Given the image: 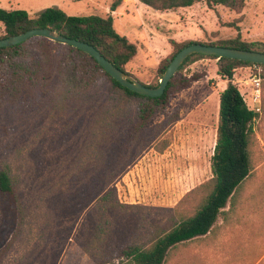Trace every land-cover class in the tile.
<instances>
[{
	"label": "rangeland",
	"instance_id": "374dc122",
	"mask_svg": "<svg viewBox=\"0 0 264 264\" xmlns=\"http://www.w3.org/2000/svg\"><path fill=\"white\" fill-rule=\"evenodd\" d=\"M112 1L0 0V7L24 9L31 17L47 7L72 15L110 14L115 30L137 47L124 70L144 84L157 78L159 62L172 52L170 39H229L236 36L238 27L243 41L264 42V0H245L239 13L222 5L208 6L204 0L165 11L137 0H121L112 11ZM196 72L203 76L173 93L166 110L154 119L160 121L178 110L179 119L162 135L166 147L161 152L155 146L145 149L114 183L120 202L139 206L126 216L135 218L129 223L136 220L133 235L146 240L170 217L191 214L210 189L202 185L212 177L217 99L227 80L217 74V59H197L183 69L188 75ZM249 72V66L241 65L233 74V83L247 101ZM261 77L262 104L252 124L249 176L211 231L171 248L163 264H264V73ZM85 100L83 108L61 105L58 110L40 111L0 103V165L8 167L25 208L19 221L13 196L0 192V264H95L81 240L83 220L92 205L90 195H82L80 188L90 185L79 180L89 178L94 170L90 163L95 162L86 143L95 128V114L114 116L116 125L125 128L138 101L113 93L105 75Z\"/></svg>",
	"mask_w": 264,
	"mask_h": 264
},
{
	"label": "trees",
	"instance_id": "16d2710c",
	"mask_svg": "<svg viewBox=\"0 0 264 264\" xmlns=\"http://www.w3.org/2000/svg\"><path fill=\"white\" fill-rule=\"evenodd\" d=\"M153 10L165 11L188 7L200 0H137ZM208 6L222 5L237 13L245 0H204ZM121 0H113L114 11ZM3 33L0 39L36 27H47L61 35L93 45L120 70L137 53L136 45L119 34L112 16L97 14L72 15L62 9L47 7L35 16L24 9L0 7ZM237 34L229 39L201 42L170 39L172 52L159 62L158 76L149 85L155 87L171 58L183 46L201 42L225 47L264 52V42H246ZM217 59V74L227 80L219 93L218 123L213 153L210 158L212 177L202 186L209 185L208 193L194 207L191 214L180 212L159 225L151 238L133 235L136 223H129L127 211L138 205L119 201L114 183L128 170L142 152L155 146L161 152L167 145L162 135L179 119L178 110L160 121L155 117L166 110L173 93L189 87L202 73L184 74L185 66L197 59ZM253 63L225 57L192 54L168 81L163 93L150 97L135 93L112 78L90 55L69 45L48 40L42 36L9 46L0 47V103L8 102L24 110L40 111L86 105V94L101 75H105L113 93L122 99H136L138 104L128 126H117L118 118H100L95 114V128L86 147L95 156L90 165L94 170L89 178H81L87 189L82 195L89 197L90 210L81 229L82 247L95 264H163L168 251L179 243L207 235L240 185L251 172L249 145L254 136L253 122L258 113L250 109L233 83L234 70ZM264 65V64H262ZM106 158V161L103 160ZM105 167V170H102ZM80 178V177H79ZM78 178V179H79ZM78 179H76L78 181ZM76 181V182H77ZM75 183V181H74ZM0 192L12 195L18 220L22 221L25 208L15 188L8 167L0 165ZM191 192V191H190ZM89 204V205H90ZM132 237L130 240L128 238Z\"/></svg>",
	"mask_w": 264,
	"mask_h": 264
},
{
	"label": "water",
	"instance_id": "95a60500",
	"mask_svg": "<svg viewBox=\"0 0 264 264\" xmlns=\"http://www.w3.org/2000/svg\"><path fill=\"white\" fill-rule=\"evenodd\" d=\"M33 36H42L47 38L48 40L62 44H69L84 51L92 58H94L95 61L120 85L135 93L150 97H157L163 93L170 78L176 73V71L185 62V60L192 54L215 56L217 58L225 57L251 63L264 64V52L261 51L204 44L201 42H192L183 46L175 53V55L171 58L165 70L163 71L158 85L152 87L149 85H145L127 72L120 70L108 59H106L93 45L83 41L65 37L47 27H36L15 35L1 38L0 47H9L21 43Z\"/></svg>",
	"mask_w": 264,
	"mask_h": 264
},
{
	"label": "built area",
	"instance_id": "2783aa9c",
	"mask_svg": "<svg viewBox=\"0 0 264 264\" xmlns=\"http://www.w3.org/2000/svg\"><path fill=\"white\" fill-rule=\"evenodd\" d=\"M249 68H250V72H249L248 84L251 87V92L248 101L246 99V94L244 92H240V93L250 109H252L255 112H260L261 104H262L261 75L264 73V65L253 63L252 65L249 66Z\"/></svg>",
	"mask_w": 264,
	"mask_h": 264
},
{
	"label": "crops",
	"instance_id": "0c3cea01",
	"mask_svg": "<svg viewBox=\"0 0 264 264\" xmlns=\"http://www.w3.org/2000/svg\"><path fill=\"white\" fill-rule=\"evenodd\" d=\"M217 102H219V98L217 99ZM218 122V121H217ZM216 127H217V125L215 126V129H214V144H215V139H216ZM262 145H263V148H264V142L262 141ZM213 148H214V146H213ZM212 153H213V151H212ZM212 156V155H211ZM211 169V168H210Z\"/></svg>",
	"mask_w": 264,
	"mask_h": 264
}]
</instances>
